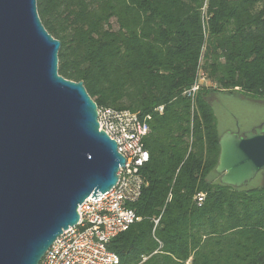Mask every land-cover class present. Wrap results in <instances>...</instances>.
<instances>
[{
  "label": "trees",
  "instance_id": "trees-1",
  "mask_svg": "<svg viewBox=\"0 0 264 264\" xmlns=\"http://www.w3.org/2000/svg\"><path fill=\"white\" fill-rule=\"evenodd\" d=\"M36 5L61 43L59 75L82 81L98 107L151 115L145 185L131 204L140 220L108 245L118 264H264V183L208 179L220 151L212 95L264 100V0Z\"/></svg>",
  "mask_w": 264,
  "mask_h": 264
},
{
  "label": "water",
  "instance_id": "water-1",
  "mask_svg": "<svg viewBox=\"0 0 264 264\" xmlns=\"http://www.w3.org/2000/svg\"><path fill=\"white\" fill-rule=\"evenodd\" d=\"M60 45L36 0H0V264H39L125 166L83 82L58 74ZM219 147L221 183L244 186L264 171V121Z\"/></svg>",
  "mask_w": 264,
  "mask_h": 264
},
{
  "label": "built area",
  "instance_id": "built-area-1",
  "mask_svg": "<svg viewBox=\"0 0 264 264\" xmlns=\"http://www.w3.org/2000/svg\"><path fill=\"white\" fill-rule=\"evenodd\" d=\"M197 89L195 83L188 94ZM155 110L161 113L163 106ZM97 114L98 129L116 142L125 166L120 167L118 181L110 191L100 193L97 199L90 195L78 206V222L55 239L39 264H118V256L108 245L140 220L131 204L137 201L145 185L141 169L149 160L144 140L150 132L151 115L110 106H97ZM204 197L203 193L195 196L198 206Z\"/></svg>",
  "mask_w": 264,
  "mask_h": 264
},
{
  "label": "rangeland",
  "instance_id": "rangeland-1",
  "mask_svg": "<svg viewBox=\"0 0 264 264\" xmlns=\"http://www.w3.org/2000/svg\"><path fill=\"white\" fill-rule=\"evenodd\" d=\"M200 72L199 83L213 86L209 80L204 78L202 71ZM211 103L220 135L227 131L244 132L264 121L263 99H250L242 95H228L217 92L212 95ZM208 179L218 182L220 174L213 171L209 174ZM263 183L264 172H260L251 181L244 184L243 188H256L262 186Z\"/></svg>",
  "mask_w": 264,
  "mask_h": 264
},
{
  "label": "flooded vegetation",
  "instance_id": "flooded-vegetation-1",
  "mask_svg": "<svg viewBox=\"0 0 264 264\" xmlns=\"http://www.w3.org/2000/svg\"><path fill=\"white\" fill-rule=\"evenodd\" d=\"M251 129H252V128H251ZM233 132H236V131H233ZM237 132H238V131H237ZM238 133L241 134L242 132L239 131ZM260 172H264V171H259L258 173H260Z\"/></svg>",
  "mask_w": 264,
  "mask_h": 264
}]
</instances>
